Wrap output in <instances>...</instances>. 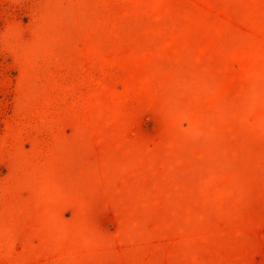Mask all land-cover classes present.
<instances>
[{
  "label": "rangeland",
  "instance_id": "obj_1",
  "mask_svg": "<svg viewBox=\"0 0 264 264\" xmlns=\"http://www.w3.org/2000/svg\"><path fill=\"white\" fill-rule=\"evenodd\" d=\"M0 264H264V0H0Z\"/></svg>",
  "mask_w": 264,
  "mask_h": 264
}]
</instances>
